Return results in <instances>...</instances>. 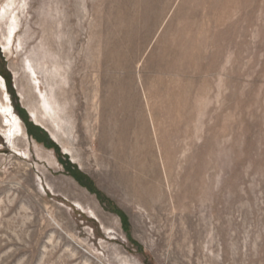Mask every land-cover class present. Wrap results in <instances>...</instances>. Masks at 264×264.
Returning a JSON list of instances; mask_svg holds the SVG:
<instances>
[{
  "label": "rangeland",
  "instance_id": "obj_1",
  "mask_svg": "<svg viewBox=\"0 0 264 264\" xmlns=\"http://www.w3.org/2000/svg\"><path fill=\"white\" fill-rule=\"evenodd\" d=\"M6 106L0 264H264V0H0Z\"/></svg>",
  "mask_w": 264,
  "mask_h": 264
},
{
  "label": "bare ground",
  "instance_id": "obj_2",
  "mask_svg": "<svg viewBox=\"0 0 264 264\" xmlns=\"http://www.w3.org/2000/svg\"><path fill=\"white\" fill-rule=\"evenodd\" d=\"M0 109H1L2 113H8L9 114V111H10L9 107H7V106L6 107H1Z\"/></svg>",
  "mask_w": 264,
  "mask_h": 264
},
{
  "label": "trees",
  "instance_id": "obj_3",
  "mask_svg": "<svg viewBox=\"0 0 264 264\" xmlns=\"http://www.w3.org/2000/svg\"><path fill=\"white\" fill-rule=\"evenodd\" d=\"M30 136H33L32 132L30 131ZM124 219V218H123Z\"/></svg>",
  "mask_w": 264,
  "mask_h": 264
}]
</instances>
